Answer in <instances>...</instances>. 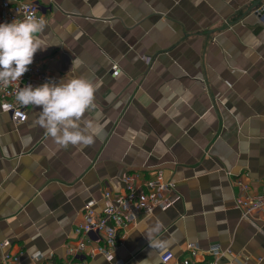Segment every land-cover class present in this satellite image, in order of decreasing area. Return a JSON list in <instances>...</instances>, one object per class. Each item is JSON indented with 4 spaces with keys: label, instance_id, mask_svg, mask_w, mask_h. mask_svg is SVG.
I'll use <instances>...</instances> for the list:
<instances>
[{
    "label": "crops",
    "instance_id": "1",
    "mask_svg": "<svg viewBox=\"0 0 264 264\" xmlns=\"http://www.w3.org/2000/svg\"><path fill=\"white\" fill-rule=\"evenodd\" d=\"M47 20L30 66L59 82H99L97 134L61 148L36 124L0 110V264L65 262L84 208L119 193L124 178L163 173L175 203L130 226L115 260L126 264H264V218H244L237 183L264 189V0H36ZM163 225L166 250L150 248L146 225ZM218 246L222 255H209ZM38 255L40 260H35ZM87 264H113L102 256Z\"/></svg>",
    "mask_w": 264,
    "mask_h": 264
},
{
    "label": "built area",
    "instance_id": "2",
    "mask_svg": "<svg viewBox=\"0 0 264 264\" xmlns=\"http://www.w3.org/2000/svg\"><path fill=\"white\" fill-rule=\"evenodd\" d=\"M32 15L44 17L36 0H0V23H10L14 19ZM49 80H52L51 75L42 66L34 65L29 66L20 81L7 87L0 85L1 113L10 115L18 125L26 123L27 106L17 101L18 88L28 84L36 87ZM162 176L163 173L157 171L145 179L137 174L124 178L122 192L107 191L103 195V207L99 212L94 209L97 203L89 202L84 208L83 222L75 228V243L68 246L66 260L59 264H87V258L96 255L113 264H126L124 261H116L114 252L122 245L128 228L135 226L142 216L152 215L156 210H168L176 201L172 199L175 184L165 182ZM237 185L239 193L236 207L242 211L244 218L254 214L264 218V189L256 195H251L248 186L240 183ZM7 245V242L2 243L0 248ZM188 250L190 258L184 259L180 264H197L194 260L198 250L193 245H189ZM208 253L214 258L222 255L218 246H211ZM22 254L23 252L6 254L2 264H21ZM33 258L40 260L38 255ZM173 259V254L166 253L161 257L160 263L169 264ZM201 264L218 263L212 261Z\"/></svg>",
    "mask_w": 264,
    "mask_h": 264
},
{
    "label": "clouds",
    "instance_id": "3",
    "mask_svg": "<svg viewBox=\"0 0 264 264\" xmlns=\"http://www.w3.org/2000/svg\"><path fill=\"white\" fill-rule=\"evenodd\" d=\"M46 27L47 20L35 15L0 23V85L7 87L20 81L37 51L52 46L42 38ZM68 74L59 82L49 80L36 87L28 84L18 88L16 99L22 105L41 109L35 122L56 145L89 146L94 143L97 126L88 114L98 107L100 83L83 75L66 78ZM162 227L157 222L141 229L150 248L166 250L170 245V240L159 236Z\"/></svg>",
    "mask_w": 264,
    "mask_h": 264
},
{
    "label": "water",
    "instance_id": "4",
    "mask_svg": "<svg viewBox=\"0 0 264 264\" xmlns=\"http://www.w3.org/2000/svg\"><path fill=\"white\" fill-rule=\"evenodd\" d=\"M261 9H262L261 11H262V12H264V6H262V8H261Z\"/></svg>",
    "mask_w": 264,
    "mask_h": 264
}]
</instances>
